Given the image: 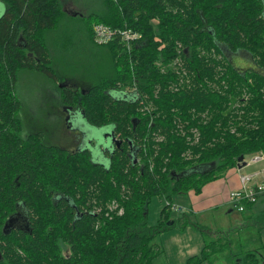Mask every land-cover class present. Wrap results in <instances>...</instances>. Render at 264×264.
Here are the masks:
<instances>
[{"label":"trees","instance_id":"1","mask_svg":"<svg viewBox=\"0 0 264 264\" xmlns=\"http://www.w3.org/2000/svg\"><path fill=\"white\" fill-rule=\"evenodd\" d=\"M0 2V264H154L157 237L176 222L167 205L149 225L151 200L199 195L242 156L264 153V0H104L89 18L115 32L114 74L80 92L64 87L61 99L134 143L133 157L126 142L107 164L42 133L23 136L18 75L58 81L45 37L67 14L61 0ZM124 30L142 36L130 50ZM240 51L254 68L227 59ZM114 199L122 215L109 211ZM18 216L26 226L11 229ZM263 219L214 232L185 264H264Z\"/></svg>","mask_w":264,"mask_h":264},{"label":"rangeland","instance_id":"2","mask_svg":"<svg viewBox=\"0 0 264 264\" xmlns=\"http://www.w3.org/2000/svg\"><path fill=\"white\" fill-rule=\"evenodd\" d=\"M61 3L67 16L58 28L46 33L45 37V44L50 52L52 67L58 81L37 71H21L16 83L17 96L22 103L18 117L23 125V136L42 133L47 145L58 146L69 152H74L77 150V143L74 133L68 128L65 121L61 90L64 89L63 87H69L80 92L97 85L104 76H113L114 71L111 65L114 58L110 47L114 42L113 39H109V34H107L113 31V28L103 23L95 24L94 19L89 18L95 13H104V0H61ZM92 26L93 37H90L88 29ZM122 32L128 37L130 36L126 30ZM133 37L141 39L142 36L134 34ZM126 47L131 49V45L126 44ZM129 50L121 52L120 57L127 56ZM242 55L238 57L231 55L227 59L229 58L239 71L254 68L251 56L245 52ZM214 85L222 86L216 83ZM238 85V90H241V87L243 89V85ZM241 97H243V92ZM112 130L113 126L103 127L94 132L93 137L101 141L105 140L106 133ZM248 160L249 157H246L245 161ZM107 163L108 160H105L104 164ZM242 173L247 172L242 170ZM237 175L235 167L213 181L217 186L221 184L220 191H216L215 197H221L224 201L220 206L217 205L211 209L188 212L190 210L188 198L195 197L192 194L177 195L170 202L162 197H154L151 200L148 214L149 225H156L159 222L161 211L167 205H169L168 212L171 213L172 220L176 222L172 229L157 237L155 246L161 253L155 259L154 264H185L190 257L200 255L207 242H212L211 237L214 232L240 231L242 228L244 231L248 225H253L255 221L253 218L258 214L256 210L264 208V198L261 197V202L255 204L245 213L234 209L230 201V192L232 184L237 180ZM204 195L205 190L198 197ZM227 199L229 206L224 205ZM120 200L109 201L110 212L117 215L124 213V206ZM204 207L208 206L204 205ZM245 220L247 225L243 223ZM260 223V226L264 228V219ZM261 234L264 242V229Z\"/></svg>","mask_w":264,"mask_h":264},{"label":"flooded vegetation","instance_id":"3","mask_svg":"<svg viewBox=\"0 0 264 264\" xmlns=\"http://www.w3.org/2000/svg\"><path fill=\"white\" fill-rule=\"evenodd\" d=\"M242 54H243L242 51L236 54L230 53L228 57L231 55L238 57L241 56ZM248 69H244V70H248ZM134 83H137L136 80H134ZM124 91L131 96L137 93V90L135 88L133 90L128 89ZM62 108L65 113L66 124L68 125V128L74 133V139L75 142L77 143L76 151H89L94 161L100 164H104L105 160H108L109 162L110 157L113 156L118 149L124 147L126 142H128V155H130V157H133L136 154L134 143L132 141H129L128 139H123L122 135L117 133L116 131L117 128L115 126H113V130L111 132L106 133L105 140L102 141L98 140L97 138L93 137V134L94 132L101 130V128L103 127L99 128L92 126L88 122L85 112L80 107V105L77 104L73 106V105L62 104ZM114 140L115 142H113ZM25 226H26L25 220L21 216H18L16 219H13L10 222L11 229L12 228L24 229Z\"/></svg>","mask_w":264,"mask_h":264},{"label":"built area","instance_id":"4","mask_svg":"<svg viewBox=\"0 0 264 264\" xmlns=\"http://www.w3.org/2000/svg\"><path fill=\"white\" fill-rule=\"evenodd\" d=\"M130 36L128 37L125 33L123 35L124 41L130 46V42L135 40L134 33L131 34L130 31H127ZM109 39H113L115 32H108ZM139 39V38H137ZM195 137L198 140V134H195ZM247 165H264V153L259 152L249 157V160L246 163ZM237 169V179L238 187L234 188L230 192V201L240 213H245L248 211V205H255L257 201L264 196V168L260 169L258 172L243 174L242 169Z\"/></svg>","mask_w":264,"mask_h":264},{"label":"crops","instance_id":"5","mask_svg":"<svg viewBox=\"0 0 264 264\" xmlns=\"http://www.w3.org/2000/svg\"><path fill=\"white\" fill-rule=\"evenodd\" d=\"M5 10H6V6L3 3L0 2V15ZM245 162L247 163V161H245ZM241 165L242 164L240 163L236 168L240 169ZM262 168H264L263 164H258V165H247V164H245L244 165V163H243V167L241 169L243 170V172L244 171L247 172V173H243V174H250V173L258 172ZM207 186H205V188L202 191V193H203L204 190H205V195L204 196L198 197L202 193L199 194V195H197V194H195L193 192L189 193V194H192L195 197L188 198L189 202H190V206H189L190 210H188V212L192 213L193 210L195 212H200V211H204V210H207V209H211L214 206H217V205L220 206L221 204H223L222 202L224 200H222L221 197H215L216 191H220L221 184L217 186V184L215 185V183L211 182ZM231 187H232V189L238 187V179L236 180L235 183L232 184ZM262 198H264V196ZM262 198L256 204L260 203ZM204 205H206L208 207H204ZM224 205L225 206H229L228 199L224 202ZM261 211L264 212V208L261 209V210H256V213L259 214V212L261 213ZM257 215H255L253 219H256ZM243 223H245V225H247L246 220ZM243 223H242L241 226H243Z\"/></svg>","mask_w":264,"mask_h":264},{"label":"water","instance_id":"6","mask_svg":"<svg viewBox=\"0 0 264 264\" xmlns=\"http://www.w3.org/2000/svg\"><path fill=\"white\" fill-rule=\"evenodd\" d=\"M63 88H64V87H63ZM113 142H115V140H114ZM239 163L242 164V165H241V168L243 167V163H244V165L246 164V162H245V158H244L243 156L240 158ZM11 221H12V220H10V222H11ZM7 227H8V223L5 225L4 229H6Z\"/></svg>","mask_w":264,"mask_h":264}]
</instances>
